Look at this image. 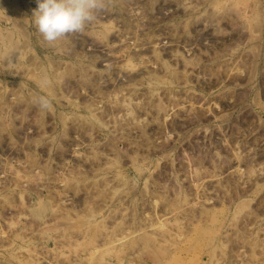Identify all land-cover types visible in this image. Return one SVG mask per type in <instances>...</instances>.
Segmentation results:
<instances>
[{
	"label": "rangeland",
	"instance_id": "obj_1",
	"mask_svg": "<svg viewBox=\"0 0 264 264\" xmlns=\"http://www.w3.org/2000/svg\"><path fill=\"white\" fill-rule=\"evenodd\" d=\"M37 7L0 0V264H264V0H110L54 47Z\"/></svg>",
	"mask_w": 264,
	"mask_h": 264
},
{
	"label": "clouds",
	"instance_id": "obj_2",
	"mask_svg": "<svg viewBox=\"0 0 264 264\" xmlns=\"http://www.w3.org/2000/svg\"><path fill=\"white\" fill-rule=\"evenodd\" d=\"M36 3L32 24L43 41L53 47L58 40L83 33L110 6V0H36ZM39 86H51L47 74L42 75ZM32 102L41 111L53 110V100L48 95H37Z\"/></svg>",
	"mask_w": 264,
	"mask_h": 264
}]
</instances>
